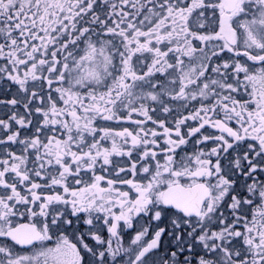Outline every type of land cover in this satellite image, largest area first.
Instances as JSON below:
<instances>
[{
    "label": "flooded vegetation",
    "instance_id": "1",
    "mask_svg": "<svg viewBox=\"0 0 264 264\" xmlns=\"http://www.w3.org/2000/svg\"><path fill=\"white\" fill-rule=\"evenodd\" d=\"M0 264H264V0H0Z\"/></svg>",
    "mask_w": 264,
    "mask_h": 264
},
{
    "label": "rangeland",
    "instance_id": "2",
    "mask_svg": "<svg viewBox=\"0 0 264 264\" xmlns=\"http://www.w3.org/2000/svg\"><path fill=\"white\" fill-rule=\"evenodd\" d=\"M92 77L93 78H95V79H97L98 77L100 78V80L102 79V75L100 74V73H96V74H94V75H92ZM145 92V91H144ZM143 93V92H142ZM138 95H135L134 97H133V101H136V100H138Z\"/></svg>",
    "mask_w": 264,
    "mask_h": 264
}]
</instances>
